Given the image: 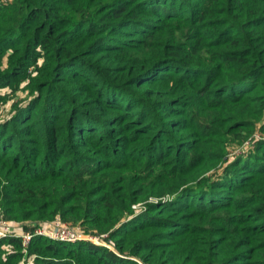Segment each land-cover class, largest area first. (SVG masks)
Wrapping results in <instances>:
<instances>
[{"label": "trees", "instance_id": "obj_1", "mask_svg": "<svg viewBox=\"0 0 264 264\" xmlns=\"http://www.w3.org/2000/svg\"><path fill=\"white\" fill-rule=\"evenodd\" d=\"M3 90L0 264H264V0H0Z\"/></svg>", "mask_w": 264, "mask_h": 264}, {"label": "built area", "instance_id": "obj_2", "mask_svg": "<svg viewBox=\"0 0 264 264\" xmlns=\"http://www.w3.org/2000/svg\"><path fill=\"white\" fill-rule=\"evenodd\" d=\"M63 225H65V224H60L58 226H63ZM0 226H1V229H0V238L5 237L7 235H12L13 234V231L11 229V225L9 223H7V222H5L3 220H0ZM3 228H5L6 231H3ZM45 228L46 227L37 230V234L43 235L44 234V231H41V230L42 229H45ZM69 229L73 233L71 236H68V234H67L65 237L59 238V237H55L53 235V233L49 234L48 236L50 238L57 239V240H60V241H77V240H81V239L83 240L84 239V240H92L94 242L101 243V240H100L99 237H91V236H88V235H85V234L77 233V230H75V229H71V228H69ZM32 236L33 235L27 233V234H24L23 235V238H24V240H26L27 242H29V240H31ZM93 238H95V239L98 238L99 241H95V239H93Z\"/></svg>", "mask_w": 264, "mask_h": 264}, {"label": "rangeland", "instance_id": "obj_3", "mask_svg": "<svg viewBox=\"0 0 264 264\" xmlns=\"http://www.w3.org/2000/svg\"><path fill=\"white\" fill-rule=\"evenodd\" d=\"M6 91L3 90V91H0V94H5ZM27 93L26 92H22L20 91L18 93L19 96H22L24 97ZM13 100H10L8 101L7 103H2L0 104V116L2 114H5L7 113L10 109H11V104H12ZM60 225V223L58 222H53V223H50L48 224V226L45 228V229H42L41 231H44V234L45 236L49 237L48 235L53 233V235L55 237H65L67 234L68 236H71L73 233L71 232V230L69 229L68 226L66 225H63V226H58ZM3 227V226H2ZM0 229H1V226H0ZM13 230V229H12ZM3 231H6L5 228H3ZM8 236V235H7ZM28 239V238H27ZM95 239V238H93ZM26 241V240H25ZM95 241H99L98 238L95 239ZM27 242V241H26ZM28 243V242H27Z\"/></svg>", "mask_w": 264, "mask_h": 264}]
</instances>
